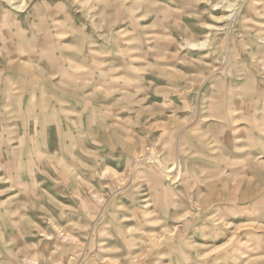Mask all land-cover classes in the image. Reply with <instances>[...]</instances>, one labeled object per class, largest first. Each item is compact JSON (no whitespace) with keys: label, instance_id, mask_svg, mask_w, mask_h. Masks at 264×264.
<instances>
[{"label":"rangeland","instance_id":"374dc122","mask_svg":"<svg viewBox=\"0 0 264 264\" xmlns=\"http://www.w3.org/2000/svg\"><path fill=\"white\" fill-rule=\"evenodd\" d=\"M0 264H264V0H0Z\"/></svg>","mask_w":264,"mask_h":264},{"label":"bare ground","instance_id":"6f19581e","mask_svg":"<svg viewBox=\"0 0 264 264\" xmlns=\"http://www.w3.org/2000/svg\"><path fill=\"white\" fill-rule=\"evenodd\" d=\"M237 14V13H236ZM205 44V43H204Z\"/></svg>","mask_w":264,"mask_h":264}]
</instances>
